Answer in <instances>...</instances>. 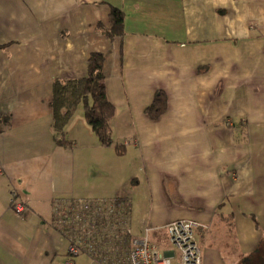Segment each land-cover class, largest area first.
Segmentation results:
<instances>
[{"label": "crops", "instance_id": "1", "mask_svg": "<svg viewBox=\"0 0 264 264\" xmlns=\"http://www.w3.org/2000/svg\"><path fill=\"white\" fill-rule=\"evenodd\" d=\"M110 5L126 14L124 38L97 29ZM91 52L106 57L123 155L82 107L65 129L74 146L55 137L51 82L87 77ZM158 92L168 110L152 121ZM262 128L264 0H0V264H66L71 235L54 204L73 198L128 201L130 226L162 248L169 223H201L203 264H264ZM13 200L28 210L17 216ZM97 228L88 245L100 250L110 239Z\"/></svg>", "mask_w": 264, "mask_h": 264}, {"label": "built area", "instance_id": "2", "mask_svg": "<svg viewBox=\"0 0 264 264\" xmlns=\"http://www.w3.org/2000/svg\"><path fill=\"white\" fill-rule=\"evenodd\" d=\"M131 142V140H128ZM12 210L21 216L29 208V203L12 201ZM55 220L71 235L66 264H74L75 258L86 255L99 264H203V252L196 241V231L203 225L194 220H177L168 224L169 246L160 247L153 236L152 229L137 233L129 224L131 204L124 200L101 201L73 198L57 200L54 204ZM102 215L96 222L92 213ZM94 223V224H93ZM97 224L101 237L110 239L106 245H88L97 239ZM85 241V242H81Z\"/></svg>", "mask_w": 264, "mask_h": 264}, {"label": "trees", "instance_id": "3", "mask_svg": "<svg viewBox=\"0 0 264 264\" xmlns=\"http://www.w3.org/2000/svg\"><path fill=\"white\" fill-rule=\"evenodd\" d=\"M125 20V12L121 8L110 5L109 26L106 27L103 22H100L97 29L104 31L111 38L116 36L124 38ZM105 62L106 57L102 52H91L88 59L87 77L55 79L51 82L50 106L54 120L53 128L59 143L72 148L74 142L65 136V129L70 119L82 107L85 118L99 143L103 147L115 146L118 153L123 155L125 153L123 145H115L112 134L111 122L116 114V106L108 96L107 79L104 72ZM167 110V96L163 92H158L146 113L152 121H157L166 114ZM227 125L232 126L230 123ZM244 137L246 141L247 137ZM166 234L168 235L167 231ZM259 257H261L260 254Z\"/></svg>", "mask_w": 264, "mask_h": 264}, {"label": "rangeland", "instance_id": "4", "mask_svg": "<svg viewBox=\"0 0 264 264\" xmlns=\"http://www.w3.org/2000/svg\"><path fill=\"white\" fill-rule=\"evenodd\" d=\"M103 22H104V24H105V26L106 27H108L109 26V24H108V21L106 20V19H104L103 20ZM178 28L179 29H183V24L182 23H179L178 24ZM109 40V39H108ZM103 50H104V52H105V54H106V56H107V58H108V63H109V65H113V63L116 61V63H117V59H114L113 58V56H114V52H116V57H117V55H118V46H116L115 44H112L111 42L110 43H108V44H106L104 47H103ZM118 57H119V55H118ZM259 131H261L262 133H264V128H262L261 130H259ZM261 143H264V139H262L261 141H260ZM130 142H126V144L128 145Z\"/></svg>", "mask_w": 264, "mask_h": 264}, {"label": "flooded vegetation", "instance_id": "5", "mask_svg": "<svg viewBox=\"0 0 264 264\" xmlns=\"http://www.w3.org/2000/svg\"><path fill=\"white\" fill-rule=\"evenodd\" d=\"M204 226V225H203Z\"/></svg>", "mask_w": 264, "mask_h": 264}]
</instances>
